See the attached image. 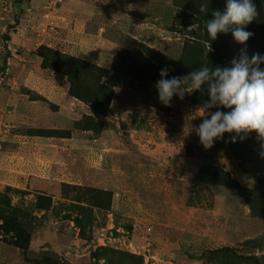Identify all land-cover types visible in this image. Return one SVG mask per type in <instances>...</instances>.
Listing matches in <instances>:
<instances>
[{"label":"rangeland","instance_id":"1","mask_svg":"<svg viewBox=\"0 0 264 264\" xmlns=\"http://www.w3.org/2000/svg\"><path fill=\"white\" fill-rule=\"evenodd\" d=\"M93 3L103 13L88 31L107 27L84 40L90 59L41 44L18 52L15 75L3 35L20 12L0 3L2 262L264 264V136L232 142L225 133L205 149L191 130L203 104L190 98L207 94L165 107L154 87L164 66L169 78L225 67L222 39L232 60L240 46L249 58L264 54V0H254L259 15L244 44L206 31L226 0ZM9 153L10 168H23L10 178Z\"/></svg>","mask_w":264,"mask_h":264},{"label":"clouds","instance_id":"2","mask_svg":"<svg viewBox=\"0 0 264 264\" xmlns=\"http://www.w3.org/2000/svg\"><path fill=\"white\" fill-rule=\"evenodd\" d=\"M200 11L208 12L204 6ZM258 15L254 0H226L225 10L213 11L212 19L206 20V31L213 41L218 34L231 31L234 41L244 44L254 35L246 30V26ZM230 63L231 67L210 69L202 66L187 75L170 78L171 69L164 66L154 85L158 100L165 107L172 106L174 96L182 100L193 92L207 94L208 99L201 108L204 118L198 127L191 129L205 149L223 140L225 133L235 134L230 137L232 142L237 138L244 139L252 131L264 136V69L260 68L264 64V54L254 53L249 58L242 49L240 58H233Z\"/></svg>","mask_w":264,"mask_h":264},{"label":"crops","instance_id":"3","mask_svg":"<svg viewBox=\"0 0 264 264\" xmlns=\"http://www.w3.org/2000/svg\"><path fill=\"white\" fill-rule=\"evenodd\" d=\"M1 2H10L12 13L13 10L20 12L18 20L10 22V32L7 34L10 38L9 44L6 45L10 49V61L6 69L14 75L16 66L13 64L16 63L18 52L25 54L30 48L44 44L65 51L80 50L85 56L83 58L90 59L95 48L84 40L87 41L90 37L104 38L103 33L107 27L105 23L99 24L94 33L87 29V26L94 19L98 21L97 16L103 13L101 9L96 8L93 0H61L55 5L48 4V0H0ZM11 61H14L13 64ZM7 161L6 174L9 178L10 169L23 172L22 166L12 165L10 168V153L7 155ZM0 248L2 249L1 245ZM3 259L0 254V264H7L2 262Z\"/></svg>","mask_w":264,"mask_h":264},{"label":"trees","instance_id":"4","mask_svg":"<svg viewBox=\"0 0 264 264\" xmlns=\"http://www.w3.org/2000/svg\"><path fill=\"white\" fill-rule=\"evenodd\" d=\"M11 27V25H9V28ZM3 37L5 39H7V35H3ZM220 46H221V53H222V56L225 60V64L226 66L225 67H231V61H232V56H231V48L232 46L230 45L229 41L227 39H222L221 43H220ZM242 49L245 50L243 47H239L238 49H236V54H242ZM7 58V57H6ZM6 58H4L3 60V64H2V67L3 69H5V66H6ZM190 101L192 103H195V104H203L202 103V99H198L197 96L193 95L191 98H190ZM252 142H254L252 140ZM260 146H264V141H260ZM254 145V143L252 144ZM254 175L257 177V178H260V174L259 173H254ZM19 247H21V245H19Z\"/></svg>","mask_w":264,"mask_h":264},{"label":"built area","instance_id":"5","mask_svg":"<svg viewBox=\"0 0 264 264\" xmlns=\"http://www.w3.org/2000/svg\"><path fill=\"white\" fill-rule=\"evenodd\" d=\"M60 2H61V0H48V4H50V5H55V4L60 3Z\"/></svg>","mask_w":264,"mask_h":264}]
</instances>
